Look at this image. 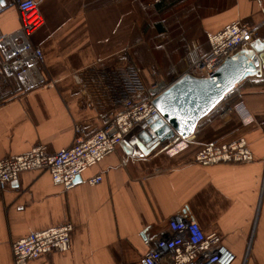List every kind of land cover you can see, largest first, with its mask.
Wrapping results in <instances>:
<instances>
[{
	"label": "crops",
	"instance_id": "0c3cea01",
	"mask_svg": "<svg viewBox=\"0 0 264 264\" xmlns=\"http://www.w3.org/2000/svg\"><path fill=\"white\" fill-rule=\"evenodd\" d=\"M43 19L31 40L43 49L44 87L0 105V161L43 145L55 154L74 144L75 125L96 133L124 95L121 67L135 64L148 85L152 68L168 84L184 75L189 51L209 53L208 35L235 21L264 39L261 0H34ZM0 35L21 24L2 0ZM200 122L188 141L148 150L127 139L88 169L70 191L48 172H25L0 191V264H14L12 246L32 233L72 224L71 249L28 264H143L146 238L169 234L186 211L205 233L221 236L234 264H264V71ZM242 105L249 119L234 108ZM244 138L255 161L201 166L195 155L210 141ZM101 175V183L88 180Z\"/></svg>",
	"mask_w": 264,
	"mask_h": 264
},
{
	"label": "built area",
	"instance_id": "2783aa9c",
	"mask_svg": "<svg viewBox=\"0 0 264 264\" xmlns=\"http://www.w3.org/2000/svg\"><path fill=\"white\" fill-rule=\"evenodd\" d=\"M12 3L18 8L21 24L12 33L0 35V105L53 86L46 77L43 49L31 40L33 32L43 23L38 5L34 0H12ZM261 4L264 11V0H261ZM3 8L0 0V12ZM258 40L255 30L248 23H230L220 32L208 35L209 53L201 55L197 48L190 49L191 63L185 74L210 77L229 58L239 51L251 49ZM151 75L153 82L148 85L138 66L132 63L121 67L119 81L124 95L116 103L112 120L88 137L84 136L80 125H75L74 144L55 154H49L47 148L40 145L23 155L0 161V191H4L25 172L42 171L50 174L55 186L70 191L88 169L115 153L127 139L134 137L137 129L143 131L149 127L148 120L158 116L165 121L154 106V100L169 84L160 78L157 69L152 68ZM238 86L228 95L232 99H242ZM234 108L244 119H249V112L241 102ZM178 139L181 138L171 142ZM255 159L247 141L240 138L232 142L214 140L204 144L195 155L194 162L201 166H213L247 164ZM102 180L99 175L89 179L88 184L95 186ZM73 230L72 224H66L32 233L16 241L12 246L14 264H28L54 251L68 252ZM145 244L148 250L143 264H234L236 261L235 254L223 244L221 236L205 233L185 210L171 219L168 235L146 238Z\"/></svg>",
	"mask_w": 264,
	"mask_h": 264
},
{
	"label": "water",
	"instance_id": "95a60500",
	"mask_svg": "<svg viewBox=\"0 0 264 264\" xmlns=\"http://www.w3.org/2000/svg\"><path fill=\"white\" fill-rule=\"evenodd\" d=\"M263 71L264 39H259L251 49L229 58L210 77L180 76L154 100V106L168 124L158 116L148 120L149 127L130 145L153 150L159 145L166 147L176 138L190 140L200 122L225 101L235 86L250 77L261 76Z\"/></svg>",
	"mask_w": 264,
	"mask_h": 264
},
{
	"label": "trees",
	"instance_id": "16d2710c",
	"mask_svg": "<svg viewBox=\"0 0 264 264\" xmlns=\"http://www.w3.org/2000/svg\"><path fill=\"white\" fill-rule=\"evenodd\" d=\"M231 99H232V97L228 96V97L225 99L224 102H228V103H229V102H231ZM224 102H223V103H224ZM223 103H222V104H223Z\"/></svg>",
	"mask_w": 264,
	"mask_h": 264
},
{
	"label": "rangeland",
	"instance_id": "374dc122",
	"mask_svg": "<svg viewBox=\"0 0 264 264\" xmlns=\"http://www.w3.org/2000/svg\"><path fill=\"white\" fill-rule=\"evenodd\" d=\"M165 81V80H164Z\"/></svg>",
	"mask_w": 264,
	"mask_h": 264
}]
</instances>
